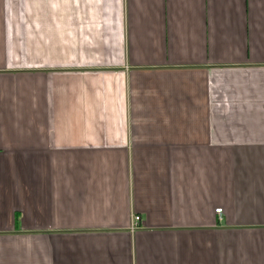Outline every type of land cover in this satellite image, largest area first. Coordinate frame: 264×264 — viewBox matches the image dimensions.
I'll list each match as a JSON object with an SVG mask.
<instances>
[{
  "label": "crops",
  "instance_id": "crops-1",
  "mask_svg": "<svg viewBox=\"0 0 264 264\" xmlns=\"http://www.w3.org/2000/svg\"><path fill=\"white\" fill-rule=\"evenodd\" d=\"M0 264H264V0H0Z\"/></svg>",
  "mask_w": 264,
  "mask_h": 264
},
{
  "label": "built area",
  "instance_id": "built-area-1",
  "mask_svg": "<svg viewBox=\"0 0 264 264\" xmlns=\"http://www.w3.org/2000/svg\"><path fill=\"white\" fill-rule=\"evenodd\" d=\"M215 214L221 216V209L215 210ZM139 222H140L139 217L137 216L133 217V223H132L131 229H135Z\"/></svg>",
  "mask_w": 264,
  "mask_h": 264
}]
</instances>
